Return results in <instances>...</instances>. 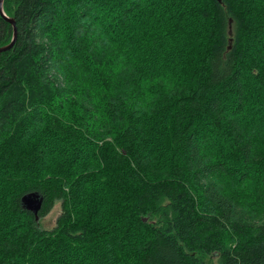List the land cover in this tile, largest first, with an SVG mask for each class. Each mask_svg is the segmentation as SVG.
I'll list each match as a JSON object with an SVG mask.
<instances>
[{
  "label": "trees",
  "instance_id": "obj_1",
  "mask_svg": "<svg viewBox=\"0 0 264 264\" xmlns=\"http://www.w3.org/2000/svg\"><path fill=\"white\" fill-rule=\"evenodd\" d=\"M2 10L0 264H264V0Z\"/></svg>",
  "mask_w": 264,
  "mask_h": 264
},
{
  "label": "water",
  "instance_id": "obj_2",
  "mask_svg": "<svg viewBox=\"0 0 264 264\" xmlns=\"http://www.w3.org/2000/svg\"><path fill=\"white\" fill-rule=\"evenodd\" d=\"M2 1L3 0H0V12L6 18V20H8L13 25V39L11 40V42L8 45L0 47V52L6 50L8 48H10V46L13 45L14 39L16 37V27H15V23H14V21H13L12 18H8L3 13V10H2ZM21 201L23 203V206L26 209H28L29 211H31L34 214L35 219L37 220L38 219V212H39V210L41 208V204H42L41 203L42 202V198L39 195V193H37V192L27 193V194H25V195L22 196Z\"/></svg>",
  "mask_w": 264,
  "mask_h": 264
},
{
  "label": "rangeland",
  "instance_id": "obj_3",
  "mask_svg": "<svg viewBox=\"0 0 264 264\" xmlns=\"http://www.w3.org/2000/svg\"><path fill=\"white\" fill-rule=\"evenodd\" d=\"M54 203L55 204H54L53 208L50 210L49 214L44 215V217H42V218L39 217L37 220L39 222V225L43 228L52 227L56 222V218L58 217L57 215L60 214V211H61L60 202L57 201Z\"/></svg>",
  "mask_w": 264,
  "mask_h": 264
}]
</instances>
